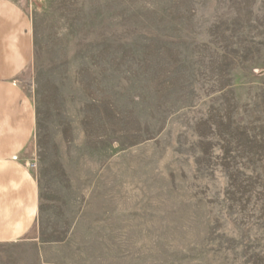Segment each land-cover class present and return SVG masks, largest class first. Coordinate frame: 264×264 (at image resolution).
<instances>
[{
  "label": "rangeland",
  "instance_id": "374dc122",
  "mask_svg": "<svg viewBox=\"0 0 264 264\" xmlns=\"http://www.w3.org/2000/svg\"><path fill=\"white\" fill-rule=\"evenodd\" d=\"M13 1L28 264H264V0Z\"/></svg>",
  "mask_w": 264,
  "mask_h": 264
},
{
  "label": "crops",
  "instance_id": "0c3cea01",
  "mask_svg": "<svg viewBox=\"0 0 264 264\" xmlns=\"http://www.w3.org/2000/svg\"><path fill=\"white\" fill-rule=\"evenodd\" d=\"M34 56L29 14L13 0H0V264H28L27 251L39 257L46 245L35 238L38 189L15 156L35 126L33 101L18 82Z\"/></svg>",
  "mask_w": 264,
  "mask_h": 264
},
{
  "label": "built area",
  "instance_id": "2783aa9c",
  "mask_svg": "<svg viewBox=\"0 0 264 264\" xmlns=\"http://www.w3.org/2000/svg\"><path fill=\"white\" fill-rule=\"evenodd\" d=\"M15 159V158H14ZM16 160V159H15Z\"/></svg>",
  "mask_w": 264,
  "mask_h": 264
}]
</instances>
